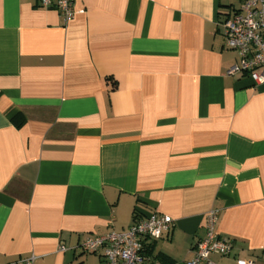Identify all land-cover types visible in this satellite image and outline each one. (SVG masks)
<instances>
[{"label": "crops", "instance_id": "0c3cea01", "mask_svg": "<svg viewBox=\"0 0 264 264\" xmlns=\"http://www.w3.org/2000/svg\"><path fill=\"white\" fill-rule=\"evenodd\" d=\"M242 2L0 0V264H101L82 242L152 212L145 249L186 264L210 210L212 261L264 264V85L219 25Z\"/></svg>", "mask_w": 264, "mask_h": 264}, {"label": "built area", "instance_id": "2783aa9c", "mask_svg": "<svg viewBox=\"0 0 264 264\" xmlns=\"http://www.w3.org/2000/svg\"><path fill=\"white\" fill-rule=\"evenodd\" d=\"M44 9L55 10L63 24H68L82 13L76 9L77 0H37ZM219 25L222 28L224 48L233 51L238 61L227 70V75L249 78L254 84L264 85V0H243L238 10L228 14ZM217 211L205 216L204 236L191 250L192 257L186 264H215L211 255L229 257L234 241L222 239L216 233ZM172 220L165 214L150 213L144 219H134L131 226L121 233L110 232L85 239L81 248L101 257V264H150L145 254L144 241L159 240L168 232ZM59 251H65L63 245ZM28 259L24 264H31ZM236 264H253L250 259H236ZM154 264H159L155 262Z\"/></svg>", "mask_w": 264, "mask_h": 264}, {"label": "trees", "instance_id": "16d2710c", "mask_svg": "<svg viewBox=\"0 0 264 264\" xmlns=\"http://www.w3.org/2000/svg\"><path fill=\"white\" fill-rule=\"evenodd\" d=\"M145 254H146L148 257L151 258V263H150V264H154V263L156 262V260H159V261L161 260V257H159V255H157L156 257L152 256V255H151V252H150L148 249L145 250Z\"/></svg>", "mask_w": 264, "mask_h": 264}]
</instances>
